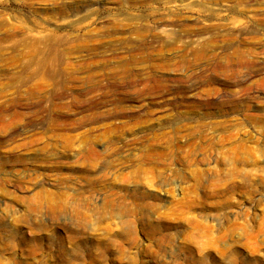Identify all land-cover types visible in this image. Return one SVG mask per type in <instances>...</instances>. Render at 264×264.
Returning a JSON list of instances; mask_svg holds the SVG:
<instances>
[{
  "label": "rangeland",
  "instance_id": "rangeland-1",
  "mask_svg": "<svg viewBox=\"0 0 264 264\" xmlns=\"http://www.w3.org/2000/svg\"><path fill=\"white\" fill-rule=\"evenodd\" d=\"M0 264H264V0H0Z\"/></svg>",
  "mask_w": 264,
  "mask_h": 264
},
{
  "label": "bare ground",
  "instance_id": "bare-ground-1",
  "mask_svg": "<svg viewBox=\"0 0 264 264\" xmlns=\"http://www.w3.org/2000/svg\"><path fill=\"white\" fill-rule=\"evenodd\" d=\"M31 48V47H30ZM35 49H36V47H35ZM34 49V50H35ZM36 62V64H38V66H42L43 64L45 65V62H46V60H42V59H38L37 61H35ZM34 63V62H33ZM33 66H34V64H33ZM35 66H37V65H35ZM37 70V69H36ZM36 74V73H35Z\"/></svg>",
  "mask_w": 264,
  "mask_h": 264
}]
</instances>
